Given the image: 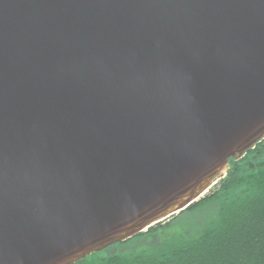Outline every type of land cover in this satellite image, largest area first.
<instances>
[{
	"label": "water",
	"instance_id": "1",
	"mask_svg": "<svg viewBox=\"0 0 264 264\" xmlns=\"http://www.w3.org/2000/svg\"><path fill=\"white\" fill-rule=\"evenodd\" d=\"M263 138L264 0H0V264L144 231Z\"/></svg>",
	"mask_w": 264,
	"mask_h": 264
},
{
	"label": "trees",
	"instance_id": "2",
	"mask_svg": "<svg viewBox=\"0 0 264 264\" xmlns=\"http://www.w3.org/2000/svg\"><path fill=\"white\" fill-rule=\"evenodd\" d=\"M263 157L264 138L239 159L229 160L215 190L178 212L216 204L214 220L198 236L158 246L137 243L168 224L164 219L71 264H264Z\"/></svg>",
	"mask_w": 264,
	"mask_h": 264
},
{
	"label": "rangeland",
	"instance_id": "3",
	"mask_svg": "<svg viewBox=\"0 0 264 264\" xmlns=\"http://www.w3.org/2000/svg\"><path fill=\"white\" fill-rule=\"evenodd\" d=\"M262 161L264 162V157L262 158ZM252 163L254 164V162ZM217 185L218 181L209 190H207L204 195L215 190ZM215 214V203L205 204L199 209L184 210L179 214L175 213L166 218V222L164 223L168 224L161 226L159 229L153 231L148 236L139 238L140 240H138L137 243L147 244L148 246H158L163 244L166 240L171 239H182L183 241H185L191 237L198 236L204 228L210 226V223H212V221L214 220L213 218L215 217Z\"/></svg>",
	"mask_w": 264,
	"mask_h": 264
}]
</instances>
